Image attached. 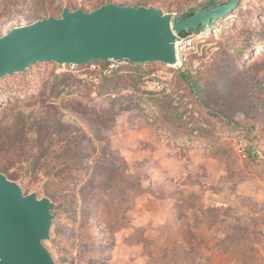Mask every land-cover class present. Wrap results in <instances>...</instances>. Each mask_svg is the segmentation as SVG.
<instances>
[{
  "label": "rangeland",
  "instance_id": "1",
  "mask_svg": "<svg viewBox=\"0 0 264 264\" xmlns=\"http://www.w3.org/2000/svg\"><path fill=\"white\" fill-rule=\"evenodd\" d=\"M105 1L0 0V33ZM221 1L153 4L181 14ZM188 37L182 63L216 77L201 95L180 62H46L0 79V170L52 198L58 264H264V0Z\"/></svg>",
  "mask_w": 264,
  "mask_h": 264
},
{
  "label": "water",
  "instance_id": "2",
  "mask_svg": "<svg viewBox=\"0 0 264 264\" xmlns=\"http://www.w3.org/2000/svg\"><path fill=\"white\" fill-rule=\"evenodd\" d=\"M243 0H224L184 14L156 4L107 2L87 10L64 6L0 33V79L37 63L83 65L94 60L178 64L177 41L232 14ZM182 63V60L181 62ZM53 200L25 192L19 179L0 170V264H58L47 245Z\"/></svg>",
  "mask_w": 264,
  "mask_h": 264
},
{
  "label": "trees",
  "instance_id": "3",
  "mask_svg": "<svg viewBox=\"0 0 264 264\" xmlns=\"http://www.w3.org/2000/svg\"><path fill=\"white\" fill-rule=\"evenodd\" d=\"M111 1H115V2H118V3L124 4V1H121V0H106L101 5H103V4L107 3V2H111ZM152 3H154L153 0H133L132 1L133 5H141V4L149 5V4H152ZM74 8H76V7H74ZM192 9L184 10V11H182L181 14H184V13H186L188 11H191ZM94 61H99V60H94ZM151 63H153V62H151ZM144 64H149V63H144ZM144 64L143 63H134V65L137 66V67L142 66ZM178 71H179V76L182 79V81L184 83H186L191 88V90L193 92H197L200 95H201V93L204 92L203 91V87H202V85L200 83L201 80L206 78V77L212 78V79L216 78L213 75H205L204 72L202 70H200V69H198V70L194 69L193 66L187 60H183V63L181 65V67L178 69ZM216 80L217 81H215L214 84H215V86H218L219 81L222 82L223 79L219 78V79H216ZM230 94L234 95V93H230ZM221 96L223 98H225L223 94ZM200 103L204 106V108L208 111V113L210 115H213V116H216L218 118L224 119V120H226L228 122H235V123L237 122V121H234V119H233V117H232L230 112L225 111L221 107H217L215 104H212V103H210V101H207V99L201 98L200 99Z\"/></svg>",
  "mask_w": 264,
  "mask_h": 264
},
{
  "label": "built area",
  "instance_id": "4",
  "mask_svg": "<svg viewBox=\"0 0 264 264\" xmlns=\"http://www.w3.org/2000/svg\"><path fill=\"white\" fill-rule=\"evenodd\" d=\"M191 31H195V30H191ZM191 31H187V32L189 33ZM187 32H185V33H187ZM182 42H183V46L181 47L180 44ZM192 44H193L192 38H189V37L183 38V39L181 38V41L179 43V50H182L185 47L191 46ZM180 55H181V52H180ZM101 63L105 64L103 67V71L104 72H110L112 70L117 69L123 63H129V61L128 60H109V61H101ZM73 66H77V65H73ZM99 68H101V64L99 65ZM151 89L158 92V93H166L169 91V84L163 78H154L151 81Z\"/></svg>",
  "mask_w": 264,
  "mask_h": 264
},
{
  "label": "bare ground",
  "instance_id": "5",
  "mask_svg": "<svg viewBox=\"0 0 264 264\" xmlns=\"http://www.w3.org/2000/svg\"><path fill=\"white\" fill-rule=\"evenodd\" d=\"M12 27H13V26H12ZM179 43H180V41L178 40V41H177V50H178V58H179L178 63L181 62V60H180V54H179V45H178Z\"/></svg>",
  "mask_w": 264,
  "mask_h": 264
}]
</instances>
